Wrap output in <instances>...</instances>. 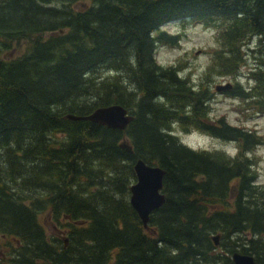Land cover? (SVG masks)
I'll use <instances>...</instances> for the list:
<instances>
[{"label": "trees", "instance_id": "16d2710c", "mask_svg": "<svg viewBox=\"0 0 264 264\" xmlns=\"http://www.w3.org/2000/svg\"><path fill=\"white\" fill-rule=\"evenodd\" d=\"M176 20L216 31L206 85L156 59L178 45L161 31ZM256 39L254 85L228 92L247 117L264 115V0H0V264H233L234 252L264 264L250 156L264 136L210 117L211 78L237 80ZM112 104L134 116L125 131L67 118ZM177 130L237 152L195 150ZM138 159L166 171L148 228L130 204Z\"/></svg>", "mask_w": 264, "mask_h": 264}, {"label": "rangeland", "instance_id": "374dc122", "mask_svg": "<svg viewBox=\"0 0 264 264\" xmlns=\"http://www.w3.org/2000/svg\"><path fill=\"white\" fill-rule=\"evenodd\" d=\"M79 2L77 5H81ZM161 31L170 35H179L180 41L176 47H170L166 44H160L156 53V59L158 63L164 66L181 65L184 66L182 75L190 77L194 85L207 84L206 72L208 67L211 66L212 52L216 48V31L213 28H206L201 24L189 22L183 25L181 20L171 21L161 27ZM155 36H157L155 34ZM256 41L249 43L246 46L248 51V58L246 64L241 69L240 77L237 80H233L227 77H215L211 78L213 81L210 84L213 92V98L211 99V115L213 119H219L224 117L227 122L232 125L245 127L247 129L256 130L260 135L264 136V115L253 114L252 117H247L249 111L247 106L235 97H231L228 92L218 93L215 87L220 84H226L230 82L235 85L236 82H240L243 87H250L254 85V82L249 81V75L257 67L258 61L255 60L250 52L256 48ZM22 47L21 49H23ZM21 49H18L10 54V57H15L21 53ZM8 54H3L6 56ZM102 77H106L105 72H101ZM108 76L112 74L108 73ZM213 121V120H211ZM182 142L189 147L196 150H228L236 154V143L225 142L220 139H216L202 133L200 131H193L190 134L179 133ZM251 157L258 160L256 170L258 173L257 183L264 185V144L256 148V150L250 154ZM48 233H53L54 228L51 221L47 220L45 216L41 217ZM63 230V229H62ZM66 234V231L63 230ZM62 234V238L66 235Z\"/></svg>", "mask_w": 264, "mask_h": 264}, {"label": "water", "instance_id": "95a60500", "mask_svg": "<svg viewBox=\"0 0 264 264\" xmlns=\"http://www.w3.org/2000/svg\"><path fill=\"white\" fill-rule=\"evenodd\" d=\"M216 91H229L233 85H217ZM67 118L73 121H90L110 129L125 131L134 121V116L121 104H112L95 109L91 114L77 116L68 114ZM120 148L133 154L134 149L130 141L125 137L120 143ZM136 182L130 188V204L137 212L145 228H148L151 214L161 208L166 202L163 193L164 177L166 171L157 164H148L138 159L134 164ZM215 244H219V235L213 237ZM66 244L68 239L65 238ZM233 264H255V258L250 255L234 252L232 254Z\"/></svg>", "mask_w": 264, "mask_h": 264}]
</instances>
